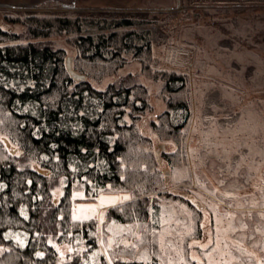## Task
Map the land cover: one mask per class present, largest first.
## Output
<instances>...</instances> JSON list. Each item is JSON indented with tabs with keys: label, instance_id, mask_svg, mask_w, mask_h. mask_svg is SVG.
<instances>
[{
	"label": "rangeland",
	"instance_id": "1",
	"mask_svg": "<svg viewBox=\"0 0 264 264\" xmlns=\"http://www.w3.org/2000/svg\"><path fill=\"white\" fill-rule=\"evenodd\" d=\"M33 15L128 18L147 21L154 32L151 59L130 58L116 72L132 77L131 83H150L151 107L136 126L148 139L140 150L152 153L156 166L150 170L145 156L137 166L158 179L151 185L159 190L142 195L152 182L148 177L124 180L94 198L80 186L71 193L73 219L96 221L108 264H264V83L254 78L264 74V0H0L3 29L24 31L22 21ZM57 39L67 50L65 63L71 58L95 88L115 80L78 68L73 37ZM160 71L184 73L190 81L185 94L192 115L182 143L155 129L167 108L150 77ZM63 195V187L56 188V199ZM145 197L159 206L154 220L128 208ZM119 214L123 222L115 221Z\"/></svg>",
	"mask_w": 264,
	"mask_h": 264
},
{
	"label": "trees",
	"instance_id": "2",
	"mask_svg": "<svg viewBox=\"0 0 264 264\" xmlns=\"http://www.w3.org/2000/svg\"><path fill=\"white\" fill-rule=\"evenodd\" d=\"M22 22L26 29L21 32L0 26V264H108L96 221L73 219L71 193L80 186L94 198L124 180L128 184L148 177L152 182L142 195L159 190L151 185L158 179L137 166L144 156L150 170L156 166L152 153L140 150L148 139L136 126L151 107L150 83H131L132 77L116 72L130 58L143 63L151 59L154 32L147 21L109 16L33 15ZM64 34L73 37L78 49V68L92 76L113 75L106 89L95 88L76 68L85 78L72 77L68 59L65 63L67 50L57 39ZM259 74L255 82L264 83V74ZM150 77L167 103L161 123L153 126L160 136L182 143L181 132L192 115L185 94L189 78L173 71ZM159 146L165 151V144ZM125 166L129 175L123 178ZM139 172L146 174L138 178ZM61 186L59 201L55 190ZM151 202L145 197L128 208L154 220L159 206ZM114 219L123 222L121 214Z\"/></svg>",
	"mask_w": 264,
	"mask_h": 264
},
{
	"label": "water",
	"instance_id": "3",
	"mask_svg": "<svg viewBox=\"0 0 264 264\" xmlns=\"http://www.w3.org/2000/svg\"><path fill=\"white\" fill-rule=\"evenodd\" d=\"M75 2L72 3V6L74 7L75 6ZM67 66H68V70L69 72L71 73L72 77L75 78V79H79V80H83L85 78L84 75L78 73L72 66V62H71V58H68V63H67ZM166 174H168V172H166ZM169 178L167 177L166 178V181H168Z\"/></svg>",
	"mask_w": 264,
	"mask_h": 264
}]
</instances>
